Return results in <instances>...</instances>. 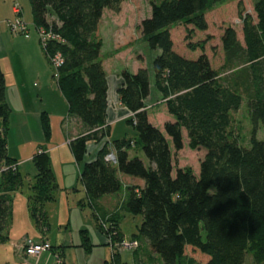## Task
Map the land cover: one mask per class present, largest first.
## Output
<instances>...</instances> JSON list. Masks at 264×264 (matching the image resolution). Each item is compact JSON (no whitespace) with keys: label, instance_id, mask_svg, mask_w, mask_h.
Returning a JSON list of instances; mask_svg holds the SVG:
<instances>
[{"label":"trees","instance_id":"obj_1","mask_svg":"<svg viewBox=\"0 0 264 264\" xmlns=\"http://www.w3.org/2000/svg\"><path fill=\"white\" fill-rule=\"evenodd\" d=\"M124 1L30 0L35 28L50 36L44 43L40 37L48 63L53 66L56 56L62 58L54 78L69 103V114L87 128L71 141V147L82 164L80 180L88 204L95 209L101 197L123 191L119 173L144 180L143 187H129L122 200V208L142 216L138 232L123 239L118 226L121 210L109 218L106 229L99 224L100 229L111 242H145L160 256L161 264H202L188 249L204 256L205 264H264V140L258 138L264 128V0L255 3L257 22L241 13L243 40L236 28H225L224 75L213 66L204 45L190 46L193 51L201 49L197 58L175 51L171 29L185 23L207 30L206 13L227 0L153 1L151 15L140 24L148 47L158 50L152 72L140 67L136 72L124 69L120 73L118 94L133 113L126 122L136 135L111 139L109 76L97 32L105 10L120 12ZM154 88L173 117L163 126L151 121L147 111ZM244 101L252 123L249 144L241 141L235 129L234 115ZM9 115L0 59L1 242L10 229L14 194L26 185L8 150ZM185 135L191 149H205L198 173L191 167H175L174 151L184 148ZM90 140L99 143L100 150L87 161ZM132 149H139L146 160L132 155ZM110 152L116 163L106 158ZM34 164L37 173L28 209L35 223L46 230L45 206L56 200L59 186L44 148ZM92 246L87 231H81V247L88 253ZM101 264L129 263L117 250L113 260Z\"/></svg>","mask_w":264,"mask_h":264},{"label":"crops","instance_id":"obj_2","mask_svg":"<svg viewBox=\"0 0 264 264\" xmlns=\"http://www.w3.org/2000/svg\"><path fill=\"white\" fill-rule=\"evenodd\" d=\"M1 2L0 21L8 19V17L4 16V12L10 11V13H7L9 17H11L12 11L15 12V7L11 11L10 8H6ZM30 46L34 49L35 47L37 48L35 51L30 52ZM39 51H42V49H40L36 41L34 42L32 38H28V35L16 37L8 32L7 27L0 31L1 67L5 73L7 103L10 108L9 129L7 132L9 154L19 163V171L25 179V183H30L28 181L30 177L27 176H34L37 173V168L34 164L35 156L41 148L47 151L51 160L52 171L59 186L55 200L60 203L58 209L63 215L64 223L67 221V229H72L74 232L77 231L79 235L77 242H72V245L76 247V250L85 251L84 254H87L88 260H85L84 264L105 263L110 260L112 253L111 239L100 229L99 224L106 229V226L110 225L109 218L121 210V215L118 217V226L123 233V239H128L129 234L122 229L123 219L127 211L122 208L121 200L117 197L118 194H108L101 197L95 202V209L88 204L87 193L80 180L82 164L76 161L71 147V141L76 136L85 134L87 128L81 119L69 114V103L54 78L55 70L52 71L50 76H47L50 71L43 68L42 64L48 61L44 52L41 53ZM24 61H26V64L31 62V65L27 66ZM24 64L26 67H24ZM103 64L109 76L107 123L110 128L111 139L130 138L131 136L128 135L132 132L129 129L131 125L126 120L132 117L133 113L122 104L118 94V89L122 83L120 73L122 70L129 68L116 63L117 67L110 72L104 60ZM140 67H143V65H137L131 71L136 72ZM154 90L156 94L154 97H156L157 101L148 104L147 108L151 121H154V117L156 118L160 114V111L157 110L159 105L164 108L163 115L166 117L165 120L172 119L173 117L168 111L166 100L162 98L155 88ZM156 104L157 107L154 106ZM134 132L135 130L132 133ZM99 150L100 144L90 140L88 142L86 160H93ZM119 178L124 188L122 198H124L129 187L144 186V180L140 178H134L122 173H119ZM23 190L14 194L13 204L16 206L15 209L18 207V195L21 209L18 208L20 214L12 213L15 221H12L11 215L8 232L10 238L11 231L18 226L19 233L17 234L20 239H17L16 242L12 239L9 241L13 242L14 248L22 250V255L31 260L32 263L30 264H56V257L53 254L59 252L62 255V253H65L66 250L64 249L66 247H72V245L69 246L70 244H67L62 239L57 240L55 242L57 245H55L53 240L42 237L39 241H48L57 249L51 251L52 253L49 251L43 252L37 257H30L25 254L22 242L30 238V235L25 234L24 230L31 228L34 225V220L28 209L29 196ZM55 201L47 203L45 206L48 217L51 212L49 208L55 204ZM87 207H90V214L96 216V218L94 215L91 216L95 221L94 223H91V217L85 214ZM48 229L49 227L46 230ZM21 230L23 231L22 234ZM81 231H87L93 245L88 253L81 247ZM138 241L143 244V241Z\"/></svg>","mask_w":264,"mask_h":264},{"label":"rangeland","instance_id":"obj_3","mask_svg":"<svg viewBox=\"0 0 264 264\" xmlns=\"http://www.w3.org/2000/svg\"><path fill=\"white\" fill-rule=\"evenodd\" d=\"M1 3L6 6V8L12 9L18 5L22 14L20 17L27 23L29 32L28 38H32V41H36L39 45L40 49H42V44L40 42V35L38 30L35 28L34 17L32 13V8L30 4V0H0ZM155 1L160 3L163 0H125L122 3V8L120 12H115L110 9H106L101 20L99 30L97 32V37L103 42V50H102V58L106 62L107 68L111 72L115 67H117L116 63L127 67L130 70L134 69L137 65H143V67H147L152 72V62L153 58L158 54V50H153L148 47L146 43L142 31L140 29V24L143 19L149 17L152 12L151 3ZM257 0H227L224 3L216 5L211 10L206 13V17L208 20V29L205 31H201L198 29H194L193 25H186L185 23H178L171 29L172 38L174 41V49L179 54L187 57V58H197L201 49L191 50L190 46L195 45L199 47V45H204V50L208 54L209 58L213 66L221 70L224 75V65L226 63L225 51L222 44V36L226 27L233 26L236 28L238 32V36L243 40V17L242 15H250L253 17L255 22H257V13L255 10V3ZM7 13L10 11L4 12V16L8 19H4L0 21V31L2 29L8 28V32L11 35L16 37L24 36L25 34L21 33H13L11 28L8 26V21H13L16 19V13L12 11L11 17L7 16ZM242 13V15H241ZM5 27V28H4ZM192 29V32L188 30ZM30 41V40H28ZM30 46V52L36 50ZM39 52H43L39 51ZM14 58V57H13ZM26 64V61H24ZM24 64V67L31 65V62ZM43 68L49 70L50 73L47 76H50L52 71L56 69V67L51 66L47 63L42 64ZM155 90L151 96L149 97L148 104L152 102H156L157 99L154 97ZM151 98V99H150ZM154 104V103H153ZM157 107V104L154 105ZM163 106H158L157 110L160 111V114L154 117V122L159 125H163L165 120V116L163 115ZM235 119V129L238 134H240V139L244 144L250 143L251 129L252 123L250 119V114L248 111V105L246 102H243V105L240 111L234 116ZM130 132L134 131L132 126H129ZM129 133L128 136L134 137L136 133ZM258 138L264 140V128L260 129L258 132ZM133 154L141 155L144 160L146 157L144 153L139 152V149H132ZM205 155V149H191L189 146L188 137L185 135V146L182 150L176 152L174 151V164L175 167H191L196 173L199 172L200 163ZM19 164V163H18ZM28 179L29 182H26L24 187V193L29 196L31 192V186L35 182L34 176ZM126 182V181H125ZM124 190L117 193L118 199L123 200ZM19 196V195H18ZM17 196V209L15 204H13L12 213L20 214L19 209H21V202L19 200L20 197ZM60 203L55 201L53 206H50V215L48 226L49 229L45 230L41 226L39 227L36 223L33 222V226L24 230L25 234H29L30 238H27L23 243L25 245L28 239H33L34 241H39L40 238L46 237L50 240H53L54 244L57 240H64L67 244L72 245V242H77L78 233L77 231H73L72 229H67V221L64 223L63 215L60 212L59 208ZM49 207V206H48ZM47 207V209H48ZM90 210V207L85 209V214L91 217L93 216ZM16 214V215H17ZM66 216V215H65ZM91 223H94V219L90 218ZM12 221L14 220V214L12 215ZM63 221V223H61ZM142 222V216L136 215L132 213L126 214L123 219L122 229L127 232L129 238L132 236L134 232H137L138 226ZM19 229L16 226L13 231L10 233V238L7 233L4 235V240L0 241V264H30L32 263L30 259L26 258L22 255V250H18V248H14L13 242L9 240H14L16 242L18 237ZM23 231L21 230V234ZM40 242H47L45 240H41ZM112 246V253L110 256V261L114 259L115 252H121L122 258L124 261H127L129 264H161L162 259L156 253H154L151 248L146 245L145 242L138 246V250L134 253L131 250L124 249L122 244L114 243L110 241ZM120 244V245H119ZM21 245V241H20ZM49 252L53 251V245ZM59 246V245H58ZM64 250L65 253L62 255L57 252L53 254L56 257V264H59L58 261L61 260V264H82L85 260H88L87 254L84 252H80L76 250V247L72 245V247H66ZM189 255L194 256L199 262L205 264L206 259L204 256L198 254L197 251H193L188 249L187 251ZM52 253V252H51ZM58 257V259H57Z\"/></svg>","mask_w":264,"mask_h":264},{"label":"built area","instance_id":"obj_4","mask_svg":"<svg viewBox=\"0 0 264 264\" xmlns=\"http://www.w3.org/2000/svg\"><path fill=\"white\" fill-rule=\"evenodd\" d=\"M14 10L17 17L13 21H8V26L11 28V31L13 33H21L27 35L29 32V28L27 23L20 17V14L22 12L21 8L16 5ZM38 33L42 39V43H44L46 39L50 37L49 34L47 35V33H45L43 30L38 31ZM62 62L63 61L61 56L58 55L53 59L52 65L57 68L59 65H61ZM103 144L104 142L101 145ZM106 158L109 161L116 163V156L113 152L108 153ZM122 244V247L127 250L137 249V247L139 246V242L137 240H126ZM24 247L26 255L30 257H37L41 253L49 251L52 248L50 243L34 241L33 239H28ZM58 263L61 264V260H59Z\"/></svg>","mask_w":264,"mask_h":264}]
</instances>
